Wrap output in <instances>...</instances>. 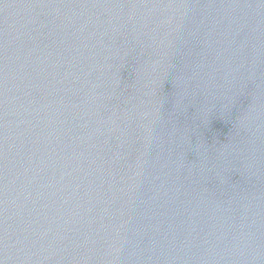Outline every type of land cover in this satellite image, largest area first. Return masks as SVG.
<instances>
[{"label":"water","instance_id":"1","mask_svg":"<svg viewBox=\"0 0 264 264\" xmlns=\"http://www.w3.org/2000/svg\"><path fill=\"white\" fill-rule=\"evenodd\" d=\"M0 264H264V0H0Z\"/></svg>","mask_w":264,"mask_h":264}]
</instances>
